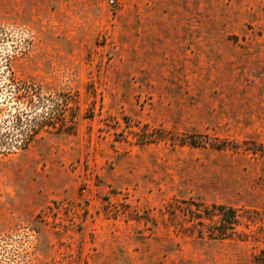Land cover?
Wrapping results in <instances>:
<instances>
[{
    "label": "rangeland",
    "instance_id": "374dc122",
    "mask_svg": "<svg viewBox=\"0 0 264 264\" xmlns=\"http://www.w3.org/2000/svg\"><path fill=\"white\" fill-rule=\"evenodd\" d=\"M263 249L264 0H0V264Z\"/></svg>",
    "mask_w": 264,
    "mask_h": 264
},
{
    "label": "trees",
    "instance_id": "16d2710c",
    "mask_svg": "<svg viewBox=\"0 0 264 264\" xmlns=\"http://www.w3.org/2000/svg\"><path fill=\"white\" fill-rule=\"evenodd\" d=\"M217 215H219L218 231L222 235L225 234L227 229H233L237 223L238 217L236 211L232 208L225 209L224 206H218ZM253 264H264V249L255 257Z\"/></svg>",
    "mask_w": 264,
    "mask_h": 264
},
{
    "label": "built area",
    "instance_id": "2783aa9c",
    "mask_svg": "<svg viewBox=\"0 0 264 264\" xmlns=\"http://www.w3.org/2000/svg\"><path fill=\"white\" fill-rule=\"evenodd\" d=\"M110 3H112L113 2V0H108Z\"/></svg>",
    "mask_w": 264,
    "mask_h": 264
}]
</instances>
